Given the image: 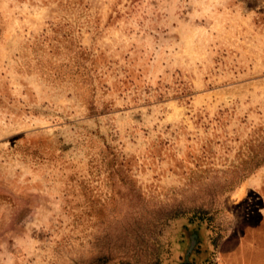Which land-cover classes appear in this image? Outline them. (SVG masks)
Wrapping results in <instances>:
<instances>
[{
    "label": "rangeland",
    "instance_id": "1",
    "mask_svg": "<svg viewBox=\"0 0 264 264\" xmlns=\"http://www.w3.org/2000/svg\"><path fill=\"white\" fill-rule=\"evenodd\" d=\"M204 250L264 264V0H0V264Z\"/></svg>",
    "mask_w": 264,
    "mask_h": 264
},
{
    "label": "trees",
    "instance_id": "2",
    "mask_svg": "<svg viewBox=\"0 0 264 264\" xmlns=\"http://www.w3.org/2000/svg\"><path fill=\"white\" fill-rule=\"evenodd\" d=\"M208 249V248H207ZM206 249V250H207ZM206 250H204V251H202V255H200L199 253H197L194 257V259H195V261L197 262L198 260H200L201 258H206V256H207V252H206ZM198 257V259H196ZM207 259V258H206ZM188 261V263L189 264H192V263H194L193 261H189V260H187ZM206 261V260H205ZM198 263H200V264H203L204 262L203 261H200V262H197V264Z\"/></svg>",
    "mask_w": 264,
    "mask_h": 264
}]
</instances>
